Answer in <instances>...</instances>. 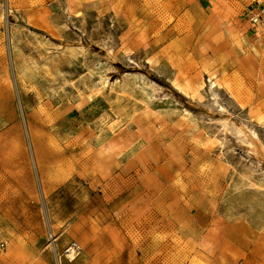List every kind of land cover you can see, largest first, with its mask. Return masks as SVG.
<instances>
[{"label":"rangeland","instance_id":"374dc122","mask_svg":"<svg viewBox=\"0 0 264 264\" xmlns=\"http://www.w3.org/2000/svg\"><path fill=\"white\" fill-rule=\"evenodd\" d=\"M259 1L0 0V264H264Z\"/></svg>","mask_w":264,"mask_h":264},{"label":"built area","instance_id":"2783aa9c","mask_svg":"<svg viewBox=\"0 0 264 264\" xmlns=\"http://www.w3.org/2000/svg\"><path fill=\"white\" fill-rule=\"evenodd\" d=\"M246 21L255 29L264 32V0L257 2L246 14Z\"/></svg>","mask_w":264,"mask_h":264},{"label":"crops","instance_id":"0c3cea01","mask_svg":"<svg viewBox=\"0 0 264 264\" xmlns=\"http://www.w3.org/2000/svg\"><path fill=\"white\" fill-rule=\"evenodd\" d=\"M245 25H248L249 27H248V29L250 30V31H254V28L249 24V23H247V24H245ZM175 82H177V84H180V85H183L182 84V82L181 81H179V80H177L176 79V81ZM187 83V82H186ZM186 83H184V84H186ZM188 84V83H187ZM189 85V84H188ZM176 87V86H175ZM190 89H191V87H189ZM177 89V88H176ZM178 90V89H177ZM179 91V90H178ZM180 93H182V92H180ZM183 94V93H182ZM244 254V253H243Z\"/></svg>","mask_w":264,"mask_h":264},{"label":"bare ground","instance_id":"6f19581e","mask_svg":"<svg viewBox=\"0 0 264 264\" xmlns=\"http://www.w3.org/2000/svg\"><path fill=\"white\" fill-rule=\"evenodd\" d=\"M184 90H185V88H184ZM256 147H257V149L259 150L258 146H256Z\"/></svg>","mask_w":264,"mask_h":264}]
</instances>
